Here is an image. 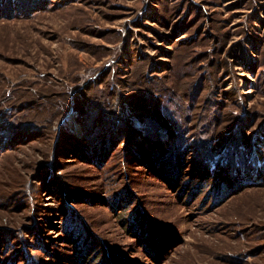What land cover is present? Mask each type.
Returning a JSON list of instances; mask_svg holds the SVG:
<instances>
[{
  "label": "rangeland",
  "instance_id": "1",
  "mask_svg": "<svg viewBox=\"0 0 264 264\" xmlns=\"http://www.w3.org/2000/svg\"><path fill=\"white\" fill-rule=\"evenodd\" d=\"M0 264H264V0H0Z\"/></svg>",
  "mask_w": 264,
  "mask_h": 264
},
{
  "label": "trees",
  "instance_id": "2",
  "mask_svg": "<svg viewBox=\"0 0 264 264\" xmlns=\"http://www.w3.org/2000/svg\"><path fill=\"white\" fill-rule=\"evenodd\" d=\"M69 235H71V234H69Z\"/></svg>",
  "mask_w": 264,
  "mask_h": 264
}]
</instances>
